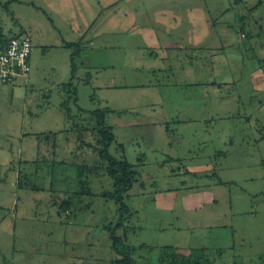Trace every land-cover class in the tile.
Returning a JSON list of instances; mask_svg holds the SVG:
<instances>
[{
    "label": "rangeland",
    "instance_id": "1",
    "mask_svg": "<svg viewBox=\"0 0 264 264\" xmlns=\"http://www.w3.org/2000/svg\"><path fill=\"white\" fill-rule=\"evenodd\" d=\"M15 33L34 49L29 82L0 85V264L122 257L113 180L82 169L96 116L61 109L72 55L78 105L103 109L138 172L128 264H264V0H0V38Z\"/></svg>",
    "mask_w": 264,
    "mask_h": 264
},
{
    "label": "trees",
    "instance_id": "2",
    "mask_svg": "<svg viewBox=\"0 0 264 264\" xmlns=\"http://www.w3.org/2000/svg\"><path fill=\"white\" fill-rule=\"evenodd\" d=\"M0 40L2 42H5L7 39L1 37ZM70 46H73V44H70ZM77 61L75 58V55H72V70H71V78L70 81L66 84V89L68 91V95L73 92L74 96L73 98L71 96L65 97L63 102L61 103V109L65 110L66 114L68 117L72 116L73 108L72 106L77 107V111L79 115H82L84 113H87L89 115H92L91 117L93 118L94 121V115L96 116L97 119V125L95 127H92L90 130V135L91 137H96L97 140L95 141V146H93L94 151L96 152V155L100 158L98 163L92 165L91 167H85L83 166L82 169L87 168V171L90 172L93 170L94 172H97L99 170H104L105 173H107L113 180V190L108 192L109 198L112 200H115L116 203L118 204V210H119V215L120 218L116 222L113 227L107 226L110 228V237L113 240V249L120 254L122 257L117 259L118 264H128L132 262V254L136 251V246L130 245L126 243L123 239V237L118 234L119 229H121L124 226V220L126 217H128L131 212H130V207L128 206L127 203H125V194L132 188L138 172H136L135 169H133V166L126 160H118L116 157H114L109 149L110 145L112 144L113 140L115 139L114 133L112 130L106 125V117H105V112L103 109H95V110H85L81 108L78 105V89L76 86H74L73 81L76 78V73H77ZM64 87V89H65ZM70 88L72 91H70ZM64 89H62L64 91ZM72 101V103L70 102ZM83 117V116H82ZM76 131L79 133L78 139L81 141L82 146H90L87 145V142H85V139L82 136L83 131L85 132L88 130L87 128L84 129L82 127H79V125L75 124ZM74 130V129H73ZM84 146V147H85ZM78 181L80 184V189L83 194H92V189L89 183V178L88 174L84 173V170L80 171ZM92 172V171H91ZM67 203H65L66 205ZM64 205V206H65ZM169 250L173 251L172 248L168 247ZM168 249H164L168 250ZM170 256L172 257V260L169 261L168 264H175V258L176 255L173 254ZM180 264H183L180 263Z\"/></svg>",
    "mask_w": 264,
    "mask_h": 264
},
{
    "label": "built area",
    "instance_id": "3",
    "mask_svg": "<svg viewBox=\"0 0 264 264\" xmlns=\"http://www.w3.org/2000/svg\"><path fill=\"white\" fill-rule=\"evenodd\" d=\"M33 39L30 34L20 33L7 38L0 48V85L22 79L26 84L31 79L30 58Z\"/></svg>",
    "mask_w": 264,
    "mask_h": 264
},
{
    "label": "crops",
    "instance_id": "4",
    "mask_svg": "<svg viewBox=\"0 0 264 264\" xmlns=\"http://www.w3.org/2000/svg\"><path fill=\"white\" fill-rule=\"evenodd\" d=\"M74 29H75V32H77V30H79V31L82 32V28H81V29H78V28H75L73 24H70V30H74ZM16 34H19V33L11 34L10 36H12V35H16ZM10 36H9V37H10ZM6 39H7V38H6ZM32 39H33V37H32ZM3 40H4V38H3ZM79 40H80L81 42L83 41L82 38L79 39ZM75 41H76V40H75ZM89 41H90L91 45L94 46V38L90 39ZM3 43H4V42H2V41L0 40V48L2 47ZM33 47H34V41H33ZM33 49H34V48H33ZM33 49H32V50H33ZM80 49H82V47H81ZM32 53H33V51H32ZM31 56H32V55H31ZM31 59H32V57L30 58V63H31V65H32V61H31ZM77 59H78V58H77ZM63 68H64V69L67 68V64L64 63V64H63ZM53 69H54V70H58V69H60V67H59L58 65H56V63H54V64H53ZM61 70H62V69H61ZM62 74H63V76H62V78H60V80L58 81V84L64 83V82H63L64 77H67V75L69 74V71H68L67 73L62 71ZM31 78H32V77H31ZM20 80H22V79H20ZM15 82H16V81H15ZM5 86H6V85H4L3 88H5ZM30 114H31V113H30ZM32 114H34V113H32Z\"/></svg>",
    "mask_w": 264,
    "mask_h": 264
}]
</instances>
